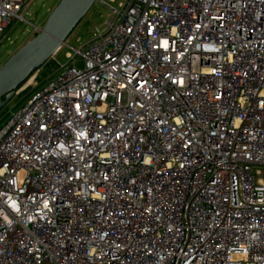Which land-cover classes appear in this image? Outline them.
Wrapping results in <instances>:
<instances>
[{"label": "built area", "instance_id": "1", "mask_svg": "<svg viewBox=\"0 0 264 264\" xmlns=\"http://www.w3.org/2000/svg\"><path fill=\"white\" fill-rule=\"evenodd\" d=\"M106 5L0 129V264H264V0Z\"/></svg>", "mask_w": 264, "mask_h": 264}, {"label": "rangeland", "instance_id": "2", "mask_svg": "<svg viewBox=\"0 0 264 264\" xmlns=\"http://www.w3.org/2000/svg\"><path fill=\"white\" fill-rule=\"evenodd\" d=\"M61 0H34L31 7L25 15L27 22L17 23L10 32V40L5 41L0 46V68L15 54L22 46L32 40L40 29L43 28L46 20L52 11L56 8ZM125 0H98L87 16L81 21L77 28L71 33L66 40V45L43 66L42 73L37 81L36 76H32L17 92L10 103L0 112V129L7 124L14 113L20 110L25 104L29 102L32 95L40 91L48 82V78L59 70L60 67L69 63L68 55L73 59L80 60L78 66L82 67L83 62L75 53L89 42L96 34L97 30H101L108 21L113 12L107 7L109 3L112 8H118L120 3ZM34 87V89H33Z\"/></svg>", "mask_w": 264, "mask_h": 264}, {"label": "water", "instance_id": "3", "mask_svg": "<svg viewBox=\"0 0 264 264\" xmlns=\"http://www.w3.org/2000/svg\"><path fill=\"white\" fill-rule=\"evenodd\" d=\"M98 0H61L43 28L0 68V112L21 85L66 45V40Z\"/></svg>", "mask_w": 264, "mask_h": 264}, {"label": "trees", "instance_id": "4", "mask_svg": "<svg viewBox=\"0 0 264 264\" xmlns=\"http://www.w3.org/2000/svg\"><path fill=\"white\" fill-rule=\"evenodd\" d=\"M44 66H45V65H44ZM42 69H43V68H42ZM36 72H37V71H36ZM36 72H34V73L31 75V77H32ZM41 73H42V70H41ZM31 77H30V78H31ZM24 84H25V83H24ZM24 84H23V85H24ZM23 85H21L20 88H21ZM20 88H19V89H20ZM19 89H18V90H19Z\"/></svg>", "mask_w": 264, "mask_h": 264}]
</instances>
